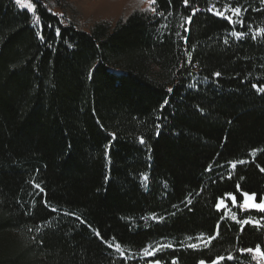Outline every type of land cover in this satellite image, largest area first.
I'll use <instances>...</instances> for the list:
<instances>
[{
	"label": "trees",
	"instance_id": "1",
	"mask_svg": "<svg viewBox=\"0 0 264 264\" xmlns=\"http://www.w3.org/2000/svg\"><path fill=\"white\" fill-rule=\"evenodd\" d=\"M84 1L0 0V264H264V3Z\"/></svg>",
	"mask_w": 264,
	"mask_h": 264
},
{
	"label": "snow or ice",
	"instance_id": "2",
	"mask_svg": "<svg viewBox=\"0 0 264 264\" xmlns=\"http://www.w3.org/2000/svg\"><path fill=\"white\" fill-rule=\"evenodd\" d=\"M140 3H147L148 5V8L147 10L148 11H151V12H155L156 11V8L153 6L155 5L156 3V0H139ZM169 2H171V0H169ZM183 3L185 4V6H187L189 4V0H183ZM261 3H264V0H261ZM15 4L22 7V8H27L29 11L31 12H35V5L32 3V0H15ZM208 12H212L214 13L215 15L217 16H220V17H225L226 19H228L229 21H232V17L233 16H237L239 17L241 14H242V9L241 7L239 6H236V7H230L228 4H225L224 5V11H221L219 9L216 8L215 4H213L212 6L208 7L206 9ZM200 11V9L198 8H193V11H192V15H195L196 12ZM230 11L232 13V16H226V12ZM160 15H163V13H160ZM185 20L191 22L192 20V16H187L184 18ZM35 22H39V17H35ZM235 22H238V23H243L242 20H237ZM185 31H187V29H185ZM56 34L57 35H60V30L57 28L56 29ZM39 35V33L37 34ZM232 36L236 37L237 39H240L241 37L247 35V33H242V32H236V31H233L231 33ZM260 35H264V28H260L258 29L255 33H253V36L252 38L255 39L257 36H260ZM42 40H43V36L40 37ZM185 41L187 40L186 37H184ZM224 43L227 44L228 43V40L225 39L224 40ZM71 46V45H69ZM189 59H191V56L189 54ZM215 76H220L221 74L219 72L217 73H214ZM253 88H257V91L258 92H261V93H264V86H260V87H257V85H252ZM173 90L171 88L168 89V92H172ZM169 103V101L167 99L164 100L163 104L161 105V108H163L165 105H167ZM157 128H159V125H157ZM159 134V133H157ZM140 143H144V140L143 138H140ZM107 148V146H106ZM242 163V161H241ZM233 167H235V165H233ZM262 171H264V169H262ZM148 177L147 176H144V180L147 181ZM37 187H39V185H37ZM244 203L242 205H240V207L242 209H246V208H249V207H254L260 211H264V200H261L260 203L256 204V203H250V201H253L255 199V194H252V195H249L247 192L244 193ZM232 201L233 203L235 204V197H232ZM222 206H224V201L221 199L219 203L216 204V207L217 209L221 208ZM54 210V209H53ZM229 212H231V210L229 209ZM231 218L233 220H236L238 224H250V223H254L256 226H259L260 225V221L257 220V221H252L250 219H246V220H237V217H236V214L235 213H231ZM219 227V226H217ZM97 236H100V233L97 231L95 233ZM215 237H212V239H214ZM111 246V245H109ZM168 247H171L170 245ZM189 247H197V245H189ZM116 248L117 249H120V245L117 244L116 245ZM242 252H247V253H250L252 254V259L253 260H256L257 258H260V259H264V251H261V247L260 245H256L255 248H245V249H241ZM153 253H150L147 249H145L144 251V255L145 256H148V255H152ZM219 260H222L224 259L223 257H219L218 258ZM229 260L232 259L231 256L228 257ZM156 264H160L159 261H156ZM172 264H177V262L174 260L172 262ZM200 264H204V261H200ZM214 264H216V262H214Z\"/></svg>",
	"mask_w": 264,
	"mask_h": 264
},
{
	"label": "rangeland",
	"instance_id": "3",
	"mask_svg": "<svg viewBox=\"0 0 264 264\" xmlns=\"http://www.w3.org/2000/svg\"><path fill=\"white\" fill-rule=\"evenodd\" d=\"M133 1L137 2V0H102L97 4H93L91 1L89 2V0H85L81 4V8H82L81 10L83 12L84 17L87 16V18H89L91 21L99 22L101 20L108 19L107 17L109 16H117L119 12L131 10L134 6ZM74 4L77 5L76 0ZM228 12L231 13L230 11ZM250 203H254V200L250 201ZM225 205L226 203H224V206ZM226 212L229 213V209H226ZM146 249L150 253H154L155 250L157 249V245L150 246ZM144 251L142 252L143 257L151 256V255L145 256ZM147 264H156V261H149Z\"/></svg>",
	"mask_w": 264,
	"mask_h": 264
}]
</instances>
